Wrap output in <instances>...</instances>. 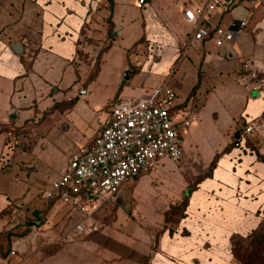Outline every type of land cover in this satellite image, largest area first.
<instances>
[{"label":"crops","instance_id":"obj_1","mask_svg":"<svg viewBox=\"0 0 264 264\" xmlns=\"http://www.w3.org/2000/svg\"><path fill=\"white\" fill-rule=\"evenodd\" d=\"M211 1L145 0L140 8L139 0H0V264L34 235L41 256L23 264H237L234 237L264 224V0H222L204 24L236 31L234 40L218 46L212 35L194 47L184 12ZM164 84L195 117L184 132L186 169L196 179H184V197L196 186L184 218L170 229L158 217L159 236L136 226L75 234L81 216L51 195L45 175L58 179L71 155L90 147L114 99L138 101ZM95 90L97 100L89 99ZM248 124L254 131L245 136ZM202 128L219 143L198 166L193 137ZM49 133L56 144H45ZM55 153L64 157L58 167Z\"/></svg>","mask_w":264,"mask_h":264},{"label":"built area","instance_id":"obj_2","mask_svg":"<svg viewBox=\"0 0 264 264\" xmlns=\"http://www.w3.org/2000/svg\"><path fill=\"white\" fill-rule=\"evenodd\" d=\"M144 4L145 0H139L138 7L143 8ZM221 5H224L222 0H212L185 10L193 30L192 46L212 35H216L218 46L234 40L236 31L222 27L212 30L204 24ZM244 25L240 23V27ZM245 69L249 70L247 65ZM250 75L256 77L255 73ZM179 106L178 93L168 84L138 101L114 99L108 105L93 143L87 150L72 154L64 174L50 184L51 195L81 216L73 228L75 234L98 232L97 210L127 183L160 161L178 162L183 158L184 132L195 117ZM253 131V124L243 128L245 136Z\"/></svg>","mask_w":264,"mask_h":264},{"label":"rangeland","instance_id":"obj_3","mask_svg":"<svg viewBox=\"0 0 264 264\" xmlns=\"http://www.w3.org/2000/svg\"><path fill=\"white\" fill-rule=\"evenodd\" d=\"M99 93V90H95L87 97L97 100ZM98 100L101 101L100 96ZM34 124V122H30L27 129L22 133L28 134L31 131L29 127ZM242 125H244V123H242ZM71 133V130L65 133V137H62V141L67 143L69 141L68 139L72 137ZM35 138H31V143H29L30 138H28L30 147H32V145L34 146ZM46 138V145H49V142L52 144H56L57 142V137L54 133L47 134ZM193 140L198 145V151L196 152L201 154V160L197 165L204 166L211 157V151L215 149V146L219 143V138L213 137L211 132L202 128L198 131V134L193 137ZM68 152L69 148L64 149V156H67ZM60 157L63 156L58 153L53 155L54 160L59 158L55 162V166L57 167L63 162L64 157ZM184 157L183 155V158L178 162L166 161L163 166H158L152 170L150 169L137 180L125 186L118 198H116L115 195L113 198L104 202L95 214L96 221L101 226L100 232L105 231L112 236L118 233L133 231V226H136L137 228H142L146 233H149L151 232L150 228L155 227L157 229V236H159L161 226L157 225L159 222L158 217L162 215L164 218V216L171 211V207H173L172 200L178 198V202L175 204V206L177 205V207H175V213L173 212L168 223L165 224L163 222L162 224L163 227L173 229L180 220L181 209L184 204V179L189 181L190 185H193L196 180H189L191 172L186 169ZM217 159L218 157L214 160L215 164L217 163ZM211 165L208 169L211 168ZM142 177L145 179L143 183L140 182ZM44 179L45 182H49L50 180L51 182L53 181V177L48 175V173L45 175ZM150 200H162L163 206L160 208H153ZM121 212L124 213L125 219L120 218ZM251 237L254 238V241L251 245L252 255L249 263L264 264V226ZM35 239L36 236L34 235L26 245L20 246L17 250H11L8 264H23L27 259L35 260L41 256V251L36 250ZM233 243L235 245L233 249L243 256L245 251L250 248L249 238L236 237ZM47 253L52 254V251H48ZM236 263L242 264L240 260H236Z\"/></svg>","mask_w":264,"mask_h":264},{"label":"trees","instance_id":"obj_4","mask_svg":"<svg viewBox=\"0 0 264 264\" xmlns=\"http://www.w3.org/2000/svg\"><path fill=\"white\" fill-rule=\"evenodd\" d=\"M235 143H237L238 141H234ZM216 166V164L213 162L212 163V165H211V168L202 176V177H200L199 179H198V182H200L203 178H205V177H208V176H210V173H211V171H212V169L214 168ZM195 187L196 186H190L189 188H188V192H187V194H185V197H184V200H183V202H184V204H183V207H182V209H181V217H180V220L182 219V218H184V216H185V212H186V209H187V206H188V202H189V195L195 190ZM175 207H177V205L175 206V205H173V207H171V211L170 212H168L166 215H165V222L166 223H168L169 222V220L171 219V217H172V215H173V212L175 213ZM179 220V221H180ZM264 226V224L262 225V227ZM262 227H260L258 230H256L253 234H255V233H257L258 231H260L261 229H262ZM252 234V235H253ZM252 235H250L248 238L250 239V245H249V247L250 248H248L246 251H245V254H244V256L243 255H241V254H239L238 252H236L235 251V249H233V254H234V257H235V259L236 260H240V262L242 263V264H251V263H249L250 262V259H251V255H252V251H251V245L253 244V241H254V238L253 237H251ZM236 237H240V236H236ZM236 237H234V239L236 238ZM233 246H235L234 245V243H233Z\"/></svg>","mask_w":264,"mask_h":264},{"label":"water","instance_id":"obj_5","mask_svg":"<svg viewBox=\"0 0 264 264\" xmlns=\"http://www.w3.org/2000/svg\"><path fill=\"white\" fill-rule=\"evenodd\" d=\"M13 47H14V49H15V51H16L17 53H22V50H20V48H19V47H21V45H20L19 43H16ZM21 48H22V47H21ZM125 79H129V73H128V71L126 72ZM238 134H240L239 131H238ZM238 136H239V135H238ZM124 187H125V186H123V187L120 189V191L117 193L116 198H118V197L120 196V194H121V192L123 191Z\"/></svg>","mask_w":264,"mask_h":264}]
</instances>
